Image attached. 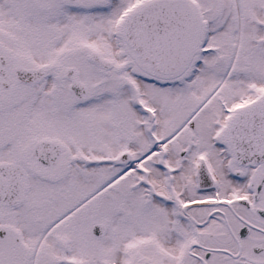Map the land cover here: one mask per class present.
Segmentation results:
<instances>
[{"label":"snow or ice","instance_id":"obj_1","mask_svg":"<svg viewBox=\"0 0 264 264\" xmlns=\"http://www.w3.org/2000/svg\"><path fill=\"white\" fill-rule=\"evenodd\" d=\"M0 264H264V0H0Z\"/></svg>","mask_w":264,"mask_h":264}]
</instances>
